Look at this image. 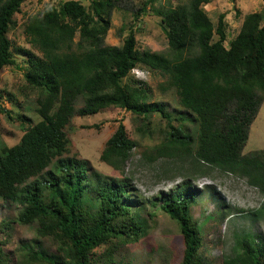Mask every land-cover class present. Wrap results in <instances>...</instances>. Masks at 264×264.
<instances>
[{
    "label": "trees",
    "instance_id": "16d2710c",
    "mask_svg": "<svg viewBox=\"0 0 264 264\" xmlns=\"http://www.w3.org/2000/svg\"><path fill=\"white\" fill-rule=\"evenodd\" d=\"M23 1L0 0V71L15 64L7 33L15 28L14 15ZM152 1L143 2L134 18ZM209 1L151 6L167 40L166 52L137 51L132 30L121 46L105 43L112 12L123 0H87V6L66 0L26 19L23 33L36 51H15L25 58L23 79L36 92L40 120L26 128L18 143L0 147V200L19 204L16 222L35 223L36 236L49 238L55 253L28 243L21 248L24 258L44 264H114L120 246L136 243L145 233L127 179L90 171L85 160L69 156L66 128L74 115L109 107L146 120L158 113L167 128L148 153L149 162L178 159L189 162L192 173L238 175L264 196V149L242 153L264 99V12L245 15L226 47L224 14L214 26L203 9ZM138 65L166 76L160 88L173 90L191 128L172 124L165 104L150 101L148 90L130 76ZM0 112L7 115L1 107ZM148 123L144 129L149 133ZM135 147L119 123L101 158L121 168ZM158 199L159 209L179 228L180 264H212L200 251V229L191 215L196 195L189 183L161 192L154 206ZM252 214L264 220V202ZM233 238L232 254L221 264H264V236L235 232ZM100 246L103 252L94 257ZM8 261L0 247V264Z\"/></svg>",
    "mask_w": 264,
    "mask_h": 264
},
{
    "label": "rangeland",
    "instance_id": "374dc122",
    "mask_svg": "<svg viewBox=\"0 0 264 264\" xmlns=\"http://www.w3.org/2000/svg\"><path fill=\"white\" fill-rule=\"evenodd\" d=\"M66 0H24L20 12L14 15L16 26L7 33L15 64L0 71V107L9 115L0 112V147L15 145L26 128L40 120L35 112L36 92L28 88L23 79L25 58L17 55L16 48L35 52L23 33V24L32 15ZM87 6V0H78ZM147 0H123L111 15L110 28L105 43L121 46L123 39L132 30L136 49L139 52H166L168 44L160 29L159 17L152 8H169L188 0H153L145 11L135 19V11L142 8ZM214 26L218 16L224 14L225 46L238 33L243 17L253 12H264V0H210L203 6ZM216 39V36L214 37ZM130 76L146 88L150 101L162 102L176 125L186 123L185 110L178 105L173 90H162L166 76L159 71L138 65ZM81 106V101L76 107ZM182 119V121L180 120ZM148 123L149 133L144 129ZM122 123L129 139L136 142L123 167L115 168L101 158L106 140ZM166 121L158 113L148 120L134 116L118 107H109L100 112L79 116L74 115L66 128L70 142V155L85 160L90 171H97L115 179H127L133 189V196L140 204V218L146 226L144 235L134 244L120 246L114 256V264H180L183 255V240L177 224L159 209L161 201L152 200L163 192H173L183 183H189L196 200L191 206V215L198 223L202 237L201 253L212 264H221L226 255L232 254L235 232H250L264 236V220L253 217L252 212L264 202L259 190L248 184L247 179L238 175L209 170L205 174L192 173L189 162L178 159L148 161V153L157 144L166 130ZM144 130V132H143ZM264 149V99L249 128L243 154ZM89 171V172H90ZM22 207L17 203L0 200V247L7 254V264H44L23 257L21 248L25 244H36L47 254L55 253V246L49 238L36 236V224L22 225L16 222ZM94 208V207H92ZM104 246L95 250L103 252Z\"/></svg>",
    "mask_w": 264,
    "mask_h": 264
}]
</instances>
